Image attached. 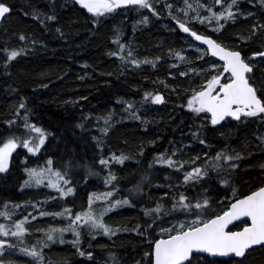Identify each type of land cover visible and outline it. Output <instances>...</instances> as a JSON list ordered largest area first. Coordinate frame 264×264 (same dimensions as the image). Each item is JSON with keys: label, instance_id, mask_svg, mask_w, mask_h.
Instances as JSON below:
<instances>
[{"label": "trees", "instance_id": "16d2710c", "mask_svg": "<svg viewBox=\"0 0 264 264\" xmlns=\"http://www.w3.org/2000/svg\"><path fill=\"white\" fill-rule=\"evenodd\" d=\"M182 1L150 0L155 12L145 9L149 19L142 26L138 6H123L96 18L75 0H4L13 11L0 23V146L9 137L30 139L33 132L24 127L25 116L48 136L38 154L17 148L10 171L0 172V209L24 205L20 216L30 214V210L60 212L68 207L76 213L83 211L91 194L109 191L114 194L113 200L131 201L104 217L105 223L120 231L110 236L100 233L95 240L87 237L79 250L70 243L52 245L45 253L49 264H146L145 252L151 250L148 241L160 237L157 225L167 227L169 221L175 222L172 216H165L163 221H156L153 231L148 228L152 218L144 215L146 208H155L158 202L168 208L171 197L183 192L189 196L200 193L213 202L223 201L215 205L220 211L233 202V188L240 198L264 185V123L259 118L229 119L232 125L214 126L208 118L183 114L190 90L205 82L211 64L218 61L210 55L201 59L200 45L171 18L179 14ZM187 1L213 5V0ZM167 5L172 6L171 10ZM214 7L219 10L218 5ZM232 10L234 19L221 20L224 28L219 33L213 31L217 24L209 26L197 20L185 23L199 34L241 50L250 63L253 53L264 52V28L259 27L264 25V4L261 0H239ZM52 15L55 20L47 18ZM21 36L25 39L21 40ZM121 46L123 53L110 55L119 53ZM20 49L24 51L16 59L7 58L11 50ZM129 50L154 61V65L136 71L122 68L120 56ZM177 53L185 60L181 61ZM258 60L250 63L257 87L264 81V57ZM181 72L188 74L182 76ZM146 85L165 97L162 112L140 109L139 96ZM128 102L134 105L132 109H128ZM21 103L24 109L19 107ZM136 110L139 118L133 115ZM109 114L111 120L106 125L103 118ZM8 121L14 123L10 125ZM191 129H198L197 136L186 135ZM173 145L183 150L182 161L199 155L196 166L210 163L222 150L233 156L239 154L241 159L220 161L223 167L210 171L195 188L177 187L182 184L183 170L178 173L154 164L157 154L170 155ZM113 154H124L129 159L123 164L112 161L110 166L99 163L100 159L111 161ZM49 159L54 169L68 172L75 188V195L65 201L56 199L55 204L44 203L53 194H47V187L24 186L26 169ZM233 163L239 167H230ZM185 170H190L187 164ZM90 171L96 174L90 175ZM109 171L118 177L111 185L106 182ZM224 179L228 185L222 183ZM175 215L186 219L183 214ZM62 222L61 218L40 216L29 227L35 236L42 232L36 229ZM138 226L141 232L148 231L139 235ZM80 251L90 252L91 258L81 256ZM216 260L238 264L240 259ZM243 264H264V249L257 248Z\"/></svg>", "mask_w": 264, "mask_h": 264}, {"label": "snow or ice", "instance_id": "6c2138e0", "mask_svg": "<svg viewBox=\"0 0 264 264\" xmlns=\"http://www.w3.org/2000/svg\"><path fill=\"white\" fill-rule=\"evenodd\" d=\"M75 3L80 5L83 9H86L88 13H91L93 17L99 18L106 14H110L116 11V9L123 6H138L141 9H150L155 12L153 3L150 0H75ZM238 0H230V3L225 4L224 0H213V5H197V9L206 7L207 11L211 15L200 16L197 11L194 17L199 23L211 24L215 21L217 27L213 29L214 32L219 33L224 24H221V20H233L235 13L233 12V6L237 5ZM264 4V0H261ZM186 9H181L187 14V10L192 9V4H189L185 0ZM220 4L222 10L217 12L214 10V5ZM171 10L172 6L167 5ZM13 11L12 7L0 0V20L6 18L8 14ZM171 15V11L169 12ZM48 19L55 20L56 16L52 15L47 17ZM179 28L184 33H190L191 37L195 41H200L204 45H207V49L201 55V59L204 55L211 57H218L219 61L223 63L218 65L213 62L211 64V70L205 82L198 86V88L191 89V96L187 99V108L200 116L201 119L209 118L212 125H219L228 118L240 121L241 118H259L264 123V81H261V85L257 87L255 78L251 75L253 67L242 56L240 51L233 50L217 39H213L210 36L203 34H197L193 31L185 22H182L176 16L172 17ZM98 22V21H97ZM144 22H147L145 17ZM264 28V25L259 26ZM21 40L25 39L24 36L20 37ZM251 39V37H248ZM119 43V40L116 41ZM23 49L11 50L8 59L14 60L23 53ZM124 47L121 46L119 53H110V55H118L123 53ZM129 56L132 55L129 50ZM177 57L184 61L185 57L176 54ZM264 57V52H255L253 57ZM122 60L126 59L123 55L120 56ZM251 59V58H249ZM136 66L140 63L153 64L154 61L144 60L137 61L133 59L131 61ZM219 68L218 72L212 74ZM193 71H196L193 69ZM187 72H181L180 75L186 76ZM152 97V102L155 104L165 103V97L162 94L146 93L145 99ZM21 109L25 108V104L19 105ZM133 104H128V109H132ZM18 115V113H17ZM136 118H139L136 113H133ZM105 124L108 125L111 120V114L108 117L103 118ZM8 124L14 123L8 121ZM24 127L30 132L38 134L33 140L20 141L16 137H9L0 146V172H6L9 168L12 154L17 148H26L29 152L36 154L44 146L48 134L34 124L28 122V116L24 117ZM105 134L108 131V127L103 129ZM264 139V138H262ZM200 143H205L204 140H200ZM176 152L172 153L175 156ZM129 159L124 154H113L110 160L100 159L101 165L110 166L112 161L123 164L125 160ZM201 157L199 155L190 158L187 161L173 160L171 157L162 153L154 161L157 164L167 165L169 168L175 169L178 173L183 170V181L181 185L188 187L195 186L209 176V172L212 170L219 171L223 165L220 161H234L241 159L239 154L235 156L228 153L227 150L217 152L212 158L210 163H205L204 166H196L197 161ZM48 167L45 168H31L26 169L29 179L26 180L25 187L39 186L45 184L50 188L56 189V191L63 198L75 195V188L69 187L72 181L68 178V172H61L59 169L51 167L53 161L47 160ZM188 165L190 170H185V165ZM233 169L239 167V165L233 163L230 165ZM264 167V165H262ZM90 175H95L90 171ZM118 177L109 171V175L106 178V182L111 185L114 181H117ZM222 183L228 185V180H222ZM169 187H172L171 185ZM139 186L136 191L138 192ZM207 189H205V192ZM236 189H232L233 202L229 205L217 211L216 204H223V201H211L207 196H202L200 193L189 196L183 192H179L177 195L171 197V206L166 208L164 204L157 203L155 208H146L144 215L152 218V223L148 225L149 229L153 228L157 220L163 221L165 216H172L175 222H168L169 226L163 227L157 225L160 230V237L149 240L150 251L145 252V257H148L146 264H231L229 261H219L216 257H229V258H241L238 264H243V261L248 259L252 252L257 248L264 249V186L258 188V190L252 191L251 194L244 196L243 198L236 197ZM167 195V194H166ZM113 196V192H106L101 195L93 193L88 199L87 210L73 213L72 209L65 208L60 212H48L40 211L39 216L46 217H61L66 218L69 222L66 227H53L49 226L47 230L36 229V231H44V240H38L35 245L20 247L24 244V237L30 232L26 224L29 223L28 217L19 221H14L12 226L9 227L5 224H0V236L14 237L16 242H12L7 239H0V264H13L12 261H8L5 257V252L8 249H19L24 255L32 257L37 264H44L43 250L46 247H50V243H65L64 233L71 232L75 239L71 243L79 250L81 241V230L86 227L87 233L93 235L96 232H100L103 235H114L120 231L119 228H113L105 223L104 217L114 211L116 208L122 205H130L131 201L128 199H117L114 202L106 203V206L97 210L93 207L96 201L103 200L105 202ZM39 203V202H38ZM15 207H19L18 205ZM7 208V205H5ZM163 213V215H161ZM176 213L183 214L186 219L181 220ZM0 216L11 218L8 211L0 212ZM244 218L250 219V224L242 226L241 230H231L230 225H233L236 221H242ZM36 219V217H33ZM247 223V221H245ZM127 230V229H125ZM139 235H144V232L140 231L139 226L136 229ZM93 238L94 235H93ZM39 245V248L37 247ZM80 255H87L91 258L92 254L80 251Z\"/></svg>", "mask_w": 264, "mask_h": 264}, {"label": "rangeland", "instance_id": "374dc122", "mask_svg": "<svg viewBox=\"0 0 264 264\" xmlns=\"http://www.w3.org/2000/svg\"><path fill=\"white\" fill-rule=\"evenodd\" d=\"M190 1H191V0H190ZM187 2H188V1H187ZM188 3H189V4H192L193 7H192V9L187 10V14L185 13V11H181V9H186L185 0H183L182 3L180 4L179 14H174L173 16H176V17L179 18L182 22H186V21H188V20H195L194 17L196 16L197 11H199V14H200L201 17H203V16H205V15H211V13H209V12L207 11V8H206V7H202V8L197 9V5H198L199 3L195 2V1H191V2H188ZM224 3H225V4L230 3V0H224ZM238 3H239V0H238ZM238 3H237V5H238ZM211 4H213V1H212ZM199 5H201V4H199ZM215 5H218V6H219V10H217V9L214 7V10H215V11L219 12V11L222 10V6H221L220 4H215ZM235 6H236V5H235ZM233 7H234V6H233ZM139 9L142 11V14L140 15V18H141V20H140L141 25H142V26H145V25H147V22H148L149 16L146 15V13H145V12H146L145 9H141V8H139ZM145 17H147V22H146V23L144 22ZM171 18H172V16H171ZM173 20H174V19H173ZM174 21H175V20H174ZM170 23H171V21L167 22V24H170ZM175 23H176V21H175ZM172 24H173V22H172ZM176 24H177V23H176ZM206 24L209 25V26H215V25H216V22H215V21H212L211 24H208V23L206 22ZM177 25H178V24H177ZM200 47H201V48H200V50H199V53H200V54H203L204 51H205L207 48H205V47H203V46H200ZM128 53H129V52H128ZM128 53H126V55L124 56L126 59H124V60H120V63H121L122 68H125V69H127V70H129V71H136V70H138V69H141V68L145 67L146 65H149L148 63H140L139 66L134 65L133 63H131V61H132L133 59H135V60H137V61H144V60H146V59H142V58H140L137 54L132 53V52H131L132 55L129 56ZM250 60H251V62H250L251 64H256V62L260 61V60H258V56H257V57H252ZM221 64H222V62H219V61H218V65H221ZM218 71H219V68H217V69L215 70V72H218ZM213 74H215V73H213ZM146 93H152L153 95H155V94H161L160 92H156V91H154V90H153L152 88H150L148 85H146V87H145V86L142 87V88H141V92H140V96H139V97H140V100L142 101V105H141V108H140V109H141L142 111H149V112L154 111L155 113L162 112V110H163V108H162V104H155V103H153V102H152V97H151V96H149L148 99L146 100V99H145V94H146ZM190 96H191V95H190ZM190 96H188L187 99H189ZM187 99H186V101L183 103V106H184L183 114H185V116L189 114L190 116H193V117L199 118L200 116H197V114L191 112V111L187 108ZM129 103H130V102H128V104H129ZM128 104H127V107H128ZM163 104H164V103H163ZM117 107L120 108V109H122V107H119V106H117ZM142 111H139V112L141 113ZM137 112H138V111L136 110L135 113L137 114ZM133 113H134V112H133ZM208 119H209V118H208ZM228 120H229V119H228ZM228 120H227V121H228ZM227 121L225 122V124H226L227 126L233 124V123H231V122L228 123ZM209 122H210V119H209ZM188 134H190V135H192V136H197V134H198V129H196V130L191 129L190 131H187V132H186V135H188ZM37 136H38V134L35 133V132H33V133L31 134V136H30V139L33 140V142H35V137H37ZM16 150H17V149H16ZM15 152H16V151H15ZM15 152H13L12 156L14 155ZM173 152H176V155H175V156H172V153H173ZM199 152H200V151H199ZM162 153L166 154V152H162ZM162 153H160V154H162ZM182 153H183V150H182V149H180V150H176V146L173 145V146L171 147V153H170V155H167V156L171 157L173 160H182V157H181ZM36 154H38V153H36ZM160 154H157L156 158H158V156H159ZM156 158H155V160H156ZM155 160H154V161H155ZM152 164H153V163H152ZM154 164L156 165L157 163L154 162ZM11 166H12V159H11ZM165 166H167V165H165ZM45 167H48L47 163H42L40 166L35 167V168L40 169V168H45ZM51 167H52V166H51ZM28 179H29V176H28V172H27L25 181L28 180ZM143 182H144V181H141V184H140V185H142ZM139 183H140V181H139ZM46 185H47V181H45V184H42V185H39V186H35V185H33V186H28V187H30V188H32V187H34V188H38V187H41V186H45V187H47V188H48V193H47V194H49V192H52L53 194L51 195V198H49V199H45V200H44V203H45V204H48V203L55 204V203H57V202H56V199H58V200H60V201H65V200L68 198V197H67V198H63V197H61V195L56 191V189L50 188V187H48V186H46ZM24 186H25V183H24ZM68 186H69V187H72L71 185H68ZM132 189L135 190V188H132ZM109 192H112V191H109ZM96 194H97V195H101V194H103V193H96ZM131 195L133 196L134 193H132ZM91 196H92V194L89 196V198H90ZM69 197H70V196H69ZM112 198H114V194H113V196L109 199V201H107V202H105V201H103V200L96 201V203L93 205V207L96 208L97 210H99V209H101L102 207L106 206V203H108V202H114L115 199L113 200ZM87 202H88V201H87ZM36 205H37V204H36ZM0 206H1V205H0ZM15 206H17V205L12 204V206H11L10 208L7 207V208L0 209V212L8 211L9 214H10V217H11V218L9 219V218H7V217L0 216V224H5V225H8L9 227H11L14 221L22 220V219H24V217L27 216V217H28V221H29V223L26 224V227H28L29 230H30V227H29L30 222H31L32 220H34L33 217H36V218L40 217V216H39V213L35 212L34 210H30V211H29L30 214H26V216H20L21 213H22V212H21L22 207H23L24 205H18L19 207H15ZM68 208L72 209V211H73V208H71V207H68ZM86 210H87V205H86V207L83 209V211H86ZM48 212H50V211H48ZM54 212H57V211H53V213H54ZM58 212H59V211H58ZM73 213H74V212H73ZM53 218H54V219H57V218H61V217H53ZM61 219H63V221H64V222H62L61 225L56 226L55 224H53V225L51 224L50 226L58 227V228H59V227H66L69 221H68L66 218H61ZM48 228H49V226H48V227H45L43 230H47ZM81 232H82V235H81V241H82V243H81V245L84 244V241H85V239H86L87 237H89V239H94V240H95V239L97 238V236L100 234V232H96V233H94L93 235H94L95 238H93V235H89V234L87 233V229H86V227H85L84 229H82ZM30 233H32V234H31V237L28 235V234H30ZM28 234L25 235V237H24V244H21L20 247L35 245V244L37 243L38 240H44V239H45L44 231H42L40 235H35V236H34L33 232H31V230H30V232H29ZM0 239H7V240H11L12 242H16V238H14V237H3V236H0ZM64 239H65L66 242L63 243V244H66V243H70V244H72L71 241H73V240L75 239V237H74V235H73L71 232H66V233H64ZM49 243H50V247H46V248H44L43 253H42L43 256H44V264H49V263H50L49 260L45 259V253L53 247L52 245H58V244H59V243H51V242H49ZM72 246H74V245L72 244ZM79 246H80V245H79ZM37 247L39 248V245H37ZM56 247H57V246H56ZM74 247H76V246H74ZM4 255H5L6 259H7L8 261H12L13 264H37V262H36L32 257H29V256L24 255L22 252L19 251L18 248L15 249V250H13V249H8V251L5 252ZM14 257H18L19 260L14 261ZM23 261H24V262H23Z\"/></svg>", "mask_w": 264, "mask_h": 264}, {"label": "water", "instance_id": "95a60500", "mask_svg": "<svg viewBox=\"0 0 264 264\" xmlns=\"http://www.w3.org/2000/svg\"><path fill=\"white\" fill-rule=\"evenodd\" d=\"M11 14V13H10ZM10 14H8L7 16H6V18L8 17V16H10ZM5 18V19H6ZM5 19H3V20H5ZM3 20H0V23L3 21ZM197 34H199V33H197ZM207 36V35H206ZM211 37V36H210ZM211 38H213V37H211ZM214 39V38H213ZM200 46H203V47H205V48H207V45H204L202 42H200V41H196ZM219 42V41H218ZM241 52V51H240ZM241 54H242V56H243V53L241 52ZM210 55V54H209ZM213 59H215L216 61H219V58L218 57H212ZM219 62H222V61H219ZM223 63V62H222ZM253 67V66H252ZM228 119H232V118H228ZM228 119H226L225 121H223L221 124H219V125H215V126H221V125H223ZM10 168H11V162H10V165H9V168H8V170L6 171V172H2V173H7V172H9L10 171ZM264 186V185H263ZM258 190V189H257ZM249 194H251V193H249ZM249 194H246V195H249ZM246 195H244V196H246ZM244 196H242V197H240V198H243ZM245 221H247V223H245V225H243V226H247V224H250V219L249 218H244V220H242V221H236V222H234V224L233 225H230L229 227H230V229L231 230H236V231H238V230H241V228H239V229H235V227L237 226V225H239V224H242V223H244ZM212 259H221V260H229V259H241V258H229V257H216V258H212Z\"/></svg>", "mask_w": 264, "mask_h": 264}, {"label": "bare ground", "instance_id": "6f19581e", "mask_svg": "<svg viewBox=\"0 0 264 264\" xmlns=\"http://www.w3.org/2000/svg\"><path fill=\"white\" fill-rule=\"evenodd\" d=\"M3 21H4V20H3ZM3 21H2V22H3ZM2 22H1V23H2ZM237 51H241V50H237ZM241 52H242V51H241ZM242 53H243V52H242ZM243 57H244V55H243Z\"/></svg>", "mask_w": 264, "mask_h": 264}]
</instances>
